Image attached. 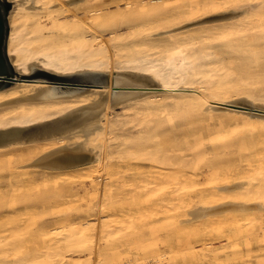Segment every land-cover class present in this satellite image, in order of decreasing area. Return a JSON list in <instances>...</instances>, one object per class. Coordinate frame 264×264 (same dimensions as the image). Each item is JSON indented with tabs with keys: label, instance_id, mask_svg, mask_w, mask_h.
I'll list each match as a JSON object with an SVG mask.
<instances>
[{
	"label": "bare ground",
	"instance_id": "obj_1",
	"mask_svg": "<svg viewBox=\"0 0 264 264\" xmlns=\"http://www.w3.org/2000/svg\"><path fill=\"white\" fill-rule=\"evenodd\" d=\"M11 1L13 2V5L7 15V21H8L7 36H8V47H9V59L17 75L28 76L29 73L33 71L38 72V70L40 69H45L50 72H55L59 74H70L73 72L94 70V71L109 72L111 75L112 84L113 83L115 84V81L117 79H120L126 82L143 81L145 84L152 83V85L156 83L159 86L156 88H149L147 89L146 92L135 96H128L122 93L115 94L114 92L115 90L111 89V86L108 85H103L101 87H93L83 91L79 90V91L67 93L66 91L63 90L57 91L46 80L18 79L14 81L13 85H10V87H5L0 89V155L6 153L15 146H23L28 150V149H33L35 147L37 148L39 144H42L41 147L42 154L37 156L33 161V163L36 166H39L41 168L40 169L41 173H43L46 176L51 175L57 177L66 174L67 172L78 173L80 170L84 169L83 172L80 171L81 174L79 173L81 177V181L85 185H88L89 182L90 186L93 187L95 191V189H99V186L96 184V180L100 175L99 172H100L101 163L106 164L107 167L105 169L108 168V170L106 171L110 172L111 169L115 166V161L117 162V160L123 157L124 154L129 153V151L130 153L133 152V154L134 151L138 152L135 149L134 151H131L134 147L142 144L144 141H148L150 139L157 137L159 134H160L159 137H161L163 132L160 133L159 130L160 127H164V126H158V124L160 123H154V120L150 121L152 120V118H149L151 115H157V114L159 115V113H166V114L168 113L170 120H173L174 114L172 109L177 108V111H179V107H180L182 112L184 110L187 112L190 111V113L197 112L199 113L200 116L214 115L216 117L220 116L219 118L225 116L243 118L248 122L258 124L259 128H261V132L264 134V89L261 85L264 84L262 83L264 82V77L261 76L260 78L258 76H255L252 78V80H254V78L257 77V80L254 81H259L258 78L261 79L262 82L261 83L260 81L257 82L258 85L256 84L251 85L252 83L248 81L241 83L236 82L234 84H231L229 82L230 81L229 77H231V75L235 71L246 70V69L249 71L252 67L264 66L263 63L264 60L262 61V58L264 57V0H248L244 3H240L235 6H232L231 4L224 6L222 3L223 1L221 0H207L200 2L195 7H188L187 10L183 12L179 11V9L176 10V12L171 10L170 12H168V10H166L165 8L171 5V2L169 3V0H127L124 2V6H125L124 8H126L125 9L126 11L123 9L124 12H121V14L123 13L122 15H124V13H127L126 15H128L129 18H133V16L131 17V13H134L137 16L138 14L140 16V13H142L145 14L149 19L146 22L144 21L145 23L142 21L143 23L139 22V24H135L134 26H131L128 23L132 28L127 29L128 31L126 32H123L118 29L112 30L111 27L121 25V23H119V21L117 20V18L119 19L121 14H118L119 17H116L118 16L117 14H115L116 15L115 17L112 14L113 18L110 19L115 18L116 20H114L113 22L117 23L118 21L119 24L117 23L118 25L117 24L113 25V23H111L113 26L110 27L111 25L109 24L110 19L106 17L105 20L106 21L107 19L109 20L106 23L109 24V28H111V31L108 33L102 31L103 28L102 30L100 29L101 23H103L101 21L102 19L104 20V18H101L102 17L101 14L97 16L95 15L96 17L93 15L94 13L92 14L96 20V22L94 21L95 25L89 22L90 21L89 18L85 19L89 23H87L85 20L80 18H77L74 21V23L73 22L71 23L72 19L71 21H69L65 17L64 19L68 20L67 23L65 22L66 20L60 21V15L62 14L67 15L64 13H66L68 10H72L75 6L82 7L89 0H11ZM112 1L111 2L114 3V0ZM117 3H119V1ZM117 5L120 6V4ZM102 6H104V4H102ZM77 8L79 9V7ZM87 8H89L90 10V7H86L85 9ZM91 9L94 11L93 8ZM74 10L71 11L72 14H74L75 12ZM78 13L80 14V12ZM78 13L76 15H78ZM109 13L105 14V16H109L110 15ZM128 13L130 14V16ZM87 15H89V13H87ZM126 15L124 18L126 19L125 21H128L131 24L134 23V21H132L133 19L132 20L127 19L128 17L126 18ZM155 17H158V19H155ZM68 22H70L71 25ZM103 26L107 27L104 24ZM140 69H146L148 71L145 73ZM255 71L257 70L255 69ZM256 73H258V71ZM249 76L252 77L251 75ZM248 85H250V88L248 87ZM257 87H262V88L260 89L258 88L260 90L258 91ZM169 99L172 100L169 101ZM175 99L178 101H173ZM239 105H243L244 107L246 106L248 108L246 109L239 108L240 107ZM119 107L121 108V110H117V108ZM78 112H81L82 115L72 117L65 122H57L61 119L71 117ZM165 119L166 121H168L167 118ZM191 119L196 120L198 118L196 119L190 118L189 125H191V122H193ZM161 120L165 121L164 119ZM48 122H55V123L38 129L39 128L38 126ZM150 122H153V124H157V125L152 126ZM29 130L32 131L29 132ZM199 130L201 131V129ZM188 131H190L189 128ZM192 136L195 137L196 140L192 139L193 144L185 148L186 149L184 150L185 157H188V155H194L196 158L203 157V160L207 158L205 161L203 160L201 161V159L199 158H197V160L195 159L196 160V163H194L195 165L196 164H198L199 166H201V164L207 165L208 163H205L208 161V157H209L207 153H210V155L212 154L215 156L221 154L226 155L228 153V146L221 145L217 147L211 146V148L207 147L208 144L206 145L207 141L205 140L208 139L204 133L203 134L199 133L197 136L194 135ZM192 136L187 135L186 137L192 138ZM156 141H159V139H156ZM156 141H154L153 144H155ZM153 144L151 143L149 148H151V145ZM146 147L147 146H145L144 149ZM150 151L151 149L147 151H143L145 152L144 153L145 156L143 155V157L157 156L153 154L152 151L151 152ZM135 155L136 154H134V156ZM168 155L166 154L165 157H170ZM135 157L137 158V156ZM143 157L141 156L142 159H144ZM192 157H191V161L190 160L188 161L187 158L183 157V159L180 160V163L186 160L188 163L184 162L183 164L180 165L185 166L188 164L187 166L192 167L193 165L192 161H194L192 160ZM127 158L125 159L122 158L121 160H128L129 158L128 159ZM173 158L176 161V158L174 156ZM142 159L141 161H144ZM159 159L161 158H157V159L146 158L145 160L151 161V160H159ZM198 159L201 163L197 162ZM165 160H168V158H165L164 161ZM170 160L172 161L173 159ZM160 161L159 162L163 165L164 161L162 159ZM230 161H228V163H230ZM213 162L212 163L209 162L210 164L208 166L205 165L206 167L204 166L205 168L208 169V171L207 173H205V171L203 173L207 174L206 176L208 178L204 177L205 174L203 175V178L205 179L207 178V180L208 179L211 180L214 189H216L214 194L213 193L211 194H213L215 197L219 196V193L222 190L224 191L225 190L228 191L230 189L232 190L247 183V181L243 179L244 176L242 175L235 176L237 172L235 175H232V173L230 174V171L227 170H231L233 167L228 168L226 165H224L226 163L225 161L222 162L224 163L222 165V168L223 166L224 167L226 166L227 167V170H225L226 172H221L222 168L221 166H219L221 164H217V162L216 163ZM127 163L129 164L131 162H127ZM239 163H244V161ZM171 164L173 165L174 161H172ZM140 165H138L137 167L143 166ZM233 165L234 164L230 166ZM238 167H240V165H238ZM238 167L236 169H238ZM179 168H183V167L180 166ZM193 168L195 167H192L191 169ZM136 169H134V171H136ZM196 169L199 170L200 168L196 167ZM40 170L38 171L40 172ZM173 170L171 174H173ZM242 170L243 169H241L240 171ZM112 171H115V169ZM209 171L211 174H213V176H209ZM130 173L132 174V172ZM146 173H148V171ZM192 173H190V175ZM200 173L202 172H198L197 174ZM260 173L262 175V180H261L263 184L262 186L264 187V166L262 167V171ZM43 174L42 176H44ZM124 174L122 173L121 175ZM144 174L145 172L142 175H140V177L146 178L147 174L145 175ZM165 174L168 175V173ZM160 175L162 174L160 173ZM175 175L176 174H174V176ZM183 175L181 177L184 179ZM200 175L192 174V178L193 176L200 177ZM152 176L154 177L152 179H155L156 175L155 176L152 175ZM152 176L147 175V178ZM187 177L189 178V176ZM129 178L131 179V176H129ZM144 178L142 179L136 178V179L137 181L138 180L142 181ZM157 178L160 177L157 176ZM170 178H172V176ZM182 178H180V180ZM203 178L202 181L200 182H203L204 185L203 190H205L207 189L205 188L207 186H205L204 182L206 181H204L205 179ZM197 179L198 177L194 179V181ZM16 181L18 183L21 180L18 179ZM146 181L148 180L146 179ZM149 181L151 180L149 179ZM156 181L160 182L161 180L156 179ZM175 181L177 180L175 179ZM185 181H183V183ZM126 183L130 184L131 182L127 181ZM143 183L144 185H146L145 182ZM153 183L150 182V185H152ZM160 183H165V181ZM183 183H179V184L182 185ZM188 184L189 183L186 184L187 186H183V185L182 186L177 185V186L183 188L186 187L184 189H187V187L190 186ZM140 185H142V183ZM197 185L201 186L202 184H197ZM108 186L109 184L107 185V187ZM179 187H175V188L182 189ZM149 190L151 191V189ZM144 191L142 190L143 193ZM198 191H200L199 188ZM95 194H91V195L95 196ZM195 195L200 196L199 193ZM152 196L156 197L155 195L151 194L150 200L153 199ZM210 196L209 197L206 196V197L208 199L214 197V196L213 197ZM259 197L261 198V201H250L246 199V201L226 200L225 202H217L216 199H213V202L211 201L212 202L211 203L209 201L211 199L209 200L205 199V203H207L208 206L203 203L204 206L201 205V207L199 208L196 207L197 209L194 208L192 213L191 211L190 212L188 211V213H191L190 215H193L195 218H197L196 221L199 222L196 221L194 222L197 224L199 223L202 226V228H199L201 230H199L198 232H194V234L193 233L184 234V232L179 234L180 232H178L179 235L176 236L177 232L174 233L176 234L175 236L179 238V240H176L175 239L176 237L174 238L173 233H170L172 236L169 237H173L176 240V242L179 241L178 248L183 254V255L180 254V256L182 255L181 257L178 254H176L175 258L183 257L181 264H192V261L194 259H196L195 261H197V259H200L202 255L203 256L205 255L206 258L207 256L208 257L210 256L211 260L217 261V259H219L217 255L219 254L220 249L225 250L227 252L228 249L232 248V250H229L228 254L226 255L228 256L226 260H230L229 263L227 264H244L245 261L248 260V258H252L254 252L258 251V250H238L243 248L247 244V239H246L247 236H245V234H242L239 231V227L246 220L245 216L247 214H254L256 220L258 221L255 224L256 225L255 230L257 234H255L254 231L252 230V232L255 235L250 237V239L258 240L261 243L264 242V194ZM201 198L202 197H200L199 199ZM243 198H247V197H243ZM153 200L155 201L156 199ZM111 201L105 204L111 205L110 203ZM104 202L105 201H103L102 203ZM144 203H146V201H144L143 204ZM151 203L152 202L146 203L145 205L148 206L147 204L150 205ZM186 203L189 204L188 202ZM198 203H201V201H198ZM141 204L140 205L138 204L139 206L138 205L137 206L140 208ZM179 205H180L179 207L181 208L183 207L184 204L182 205L179 204ZM102 206L104 207V204ZM102 206H101V213L104 212L107 214L108 211L106 212V210L109 208L105 209L104 207L103 209ZM148 208L151 207L148 206ZM88 212H90V210ZM91 212L93 213L94 211ZM188 213L187 214L184 213V214L188 216L189 215ZM182 214L181 217L185 218L186 216L184 217L183 216L184 214L183 215ZM144 215L147 214L146 213L142 214L141 211V216ZM213 216H218V217H213ZM179 220H181V218ZM191 220H195V219H190L188 220L190 221L189 223L186 222L185 223L191 225L190 224ZM180 222L183 223L182 221ZM180 226L182 225H178L177 227ZM81 229L83 228L81 227ZM80 231L82 230H79V232ZM189 232L191 233V231ZM101 234L104 233H102L101 231ZM95 238L96 237L93 238L92 233L91 235H88V237L85 235V233L84 235H82V239L85 245H89L88 247H91V250H88V253L94 252L93 241L95 240ZM142 238L140 240L138 238V241H141ZM208 238L223 240L224 243L222 242L220 246L217 245L211 246L208 245L206 241ZM146 240L148 241V239ZM210 241L212 242L214 240H210ZM146 242L144 244H142V242H139L138 244L135 241V244H137V246L142 244L144 250V248L147 249L146 247L151 246ZM169 242L171 241L169 240ZM176 242L174 243V245L177 244ZM77 244H81V243L78 242ZM77 244L76 246H78ZM95 245L100 246L97 243ZM171 246L169 247L172 248ZM138 247L141 248L140 246ZM138 247L136 251H138ZM79 249L80 248H75V250H79ZM83 250L80 249L79 253L81 254ZM103 250H104V246H103ZM109 251H111L112 253V250ZM174 251L180 252L173 250V252ZM107 252L108 251L103 253L105 254ZM146 252L147 251L142 252L143 254L142 253L141 254L144 257H146V254L149 255L150 253V252L148 253ZM99 253H102V251L101 252L99 251ZM138 253L139 251L137 252V254ZM18 254H21V252ZM76 254L78 253H75V255ZM133 254L131 253V255ZM137 254H135V256L139 257L140 255L138 254L139 255L138 256ZM260 254L263 255L264 253L260 252ZM60 255L61 254H58V256ZM170 255H173V253L171 252ZM256 255H258V253H256L255 256ZM98 256H100V254L99 255L97 254L96 258ZM93 257L91 258V260L93 259ZM110 257H108V259H110ZM129 257L130 255H128V257L126 258L128 259ZM141 257L139 258L141 259ZM53 258H55L53 259L54 261L58 260V258L56 259V257ZM112 258L114 259V257ZM124 258L125 256L123 257V259L121 258V256H119V258L117 259L119 260L122 259L126 261ZM175 258L173 259L175 260ZM221 258L224 259V255L223 257L221 256ZM53 260L51 261V264ZM68 260L71 259L68 258ZM72 260L73 262L70 261L72 262L71 264H75L74 263L76 262L75 260L79 261V259H72ZM83 260H85L86 262L85 261L84 262L87 264L88 259H83ZM134 260L135 259H133L132 261ZM142 260H139L137 262L135 261L133 263L138 264L139 262H143ZM171 260L170 262L175 264V261L174 260L171 261ZM39 261L40 259L38 260L36 259L35 262L39 264L38 263ZM94 261L100 262L99 264H106L102 260V256H101V260L98 261L97 258V260ZM128 261L127 263L129 264L131 261L130 262ZM249 261L251 260L249 259L248 262ZM41 262L42 263L40 264H44L42 260ZM84 262L81 263L80 261V264H85ZM92 262L93 260L91 262L88 261L89 264ZM256 262L258 263V261ZM111 263L112 262H110V264ZM112 264H119V261L117 263L116 262L114 263L113 261ZM143 264H145V262H143ZM248 264H252V263L250 262Z\"/></svg>",
	"mask_w": 264,
	"mask_h": 264
},
{
	"label": "rangeland",
	"instance_id": "obj_2",
	"mask_svg": "<svg viewBox=\"0 0 264 264\" xmlns=\"http://www.w3.org/2000/svg\"><path fill=\"white\" fill-rule=\"evenodd\" d=\"M7 1H9L11 4V7L9 6L10 7L9 11H10L12 8L13 2L11 0H7ZM111 1L112 0H107V1L106 0H89L82 7L81 6H75L72 9V10L75 9L74 14H72V12H71L72 10H68L67 11L68 13L67 12L64 13L67 15H63V14L60 15V21H63L66 19L71 21V19H72L71 23L72 22L74 23V21L77 18H80L83 20H85L86 18H89V20H90L89 22H91V24H94V21L96 22L95 17L97 15L101 14V16H102L101 18H104V20L102 19V21H101L103 23H101L100 29L102 30V28H103L102 31L108 33L111 31V28H112V30L118 29L120 31L126 32V31H128L127 29L132 28V27H130V25L134 26L135 24H139V22L143 23L144 21L146 22L149 19L145 14H142V13H140V16H139V14L137 16L136 14L131 13V17L133 16V18H129L128 15H126L127 13H124V15H122L123 13L121 14V12H124V10L126 9V8H124L125 7L124 2L127 0H114V3H112L113 1L112 2ZM116 1L117 2L119 1V3H117ZM203 1H207V0H169V3L171 2V5H169V7H166V8L164 7V8L166 10H168V12H170V10L176 12V10H178V9H179V11L183 12V11H186L188 7H195L197 4H199L200 2H203ZM221 1H223L222 3L224 6L229 5V4H231L232 6H235V5H238L240 3H244L248 0H221ZM96 3H98V4H96ZM3 4L6 8H9L6 1H4ZM102 4H104V6H102ZM117 4H120V6ZM99 5H101V6H99ZM93 6H95L96 8ZM77 7H79L80 10ZM86 7H90V10H89V8L85 9ZM100 7H102V8H100ZM91 8H93L94 11ZM118 9H119V11H118ZM95 10H97V11H95ZM77 11L80 12V14ZM76 12L78 13L79 16L76 15L77 14ZM81 12H84V13H81ZM101 12H103V13H101ZM87 13H89V15H87ZM107 13H109L110 14L109 16H111V17L105 16V14H107ZM135 13H138V12H135ZM92 14L94 16L95 15L96 16L94 17ZM112 14L114 15V17L116 16L115 14H117V15L121 14L120 17H119V15L116 16V17H119V19L117 18V20L119 21V23H121V25H118L119 24L118 21H117L118 24L113 22L114 20H116L115 18L110 19V18H113ZM132 14H134V15H132ZM84 15H86V16H84ZM125 15H126V18L128 17L127 19H130V20L133 19L132 21H134V23L131 24L130 22L125 21L126 20V19H124ZM129 16H130V14H129ZM173 16H174V14H173ZM64 17L66 19H64ZM106 17H108L110 19V21L108 19L106 21L105 20ZM155 19H158V17H155ZM68 20H66L65 22L67 23ZM120 20H123V21H120ZM108 21H109V24L113 23V25L117 24L118 26H113L111 24L110 27L111 26H113V27L109 28V24L106 23ZM89 22H87V23H89ZM125 22H126V24H125ZM68 23L71 25L70 22H68ZM103 24L106 25L107 27L103 26ZM104 28H107V29H104ZM105 30H107V31H105ZM263 58H262V61L264 60ZM263 63H264V61H263ZM255 69L258 71V73H256L257 71H255ZM140 70L144 71L145 73L148 71L146 69H140ZM249 71L247 69L235 71L231 75V77H229V80H230L229 82L231 84H234L236 82L241 83V82L248 81V82L252 83L251 85H253V84L258 85L257 82H259V81H260V83L262 82L260 78H261V76L264 77V66H258V67L255 66V67H252ZM36 73L37 72L33 71L29 74L31 76V75L36 74ZM255 74H257V75H255ZM249 75H251L252 77H250ZM255 76L260 77V78H258L259 81H254V80H257V77L254 78V80H252V78ZM39 78H43V76H40ZM13 83L14 82H8V83H6V86L1 87V88L10 87V85H13ZM262 83H264V82H262ZM115 84L119 85V87H120V89L118 91H116V90L114 91L115 94L122 93V94L128 95V96L140 95V94L146 92L147 89H149V88H156L159 86L156 83L152 85V83H146L145 84L143 81H127L126 82V81H123L120 79H117L115 81ZM261 85L264 89V84H261ZM248 87L250 88V85H248ZM251 87H253V86H251ZM262 87H257V90L260 91L259 89ZM54 88L57 91H59L58 88H56V87H54ZM63 91L70 93V92H75L78 90L77 89L63 88ZM177 99H179V98H177ZM171 100L169 99V101H171ZM173 101H178V100L175 99ZM239 106H240L239 108H243V109L248 108L246 106L244 107L243 105H239ZM117 110H121V108L119 107V108H117ZM172 110H173V114H174L173 120H170L168 113L167 114L166 113H159V115L158 114L157 115H151L149 117V118H152V120H150V121L154 120V123H160V124H158V126H164V127H160V130H162V128H163L162 131L159 130L160 133L161 132H163V133H162L161 137H159L160 134L157 137H155L156 139H159V141H156V139L153 138L155 140L150 139V140L144 141L142 144L134 147L131 151H134V149L138 151V152L134 151V154H136L135 156H137V158L134 156L133 152L130 153V151H129V153L124 154L125 157L123 156L119 160H117V162L115 161L116 167L114 166L115 168L113 167L110 172L106 171V170H108V168L105 169L107 167L106 164H104V163L100 164V172H99L100 175L98 176V179L96 180V184L99 186V189H95V191H94V188L90 186L89 182H88V185H85L84 183H82L81 177H80V174H81L80 171L83 172L84 169L80 170L78 173L67 172L66 174H63V175L57 176V177L51 176V175L46 176L43 173H41V170H40L41 168L39 166H36L33 163V161L37 156L42 154V152H41L42 144H39L41 146L38 145L37 148L35 147L33 149H28V150L23 146H15V147L11 148L9 151H7L6 153L0 155V264H17V263H20V264H37V262H35L36 259L37 260L40 259V261L38 262L39 264L42 263L41 260L43 261L44 264H51V261L53 259H55L53 257H56V259L58 258V260H55V261L53 260L52 264L53 263L57 264V263H59V261H60L59 264H66V263L71 264L73 262L72 259H79V261L75 260L76 261V262H74L75 264H80V261H81V263L84 262L85 260H83V259H88L89 262H91L93 260V262L90 264H96V263L99 264L100 262H96L94 260H97V258H98V261L101 260V256H102V260L106 264L107 263L110 264V262L113 263V261H114V263L115 262L117 263L119 261V264H125V263H127L128 260H129L128 262L131 261L129 264H135L133 262H135L137 259L142 260V258H143L142 261L145 262V264H171L172 262H170V260L175 258L176 254H178L179 256H180V254H182L180 249L178 248L179 241L176 242V240H179V238H177L176 236H178L179 234H181L183 232H184V234L185 233H189V234L193 233L194 234V232H198L199 230H201L199 228H202V226L199 223L197 224L194 222L197 220V218H195L193 215H190V214L193 212L194 208H196V207L199 208V207H201V205L204 206L203 203L208 206V204L205 203V199H208L206 196H208V197L210 195H211L210 197L214 196L213 194L216 191V189H214V186L212 185L211 180L210 179L207 180L208 177L206 176L207 174H205L208 171V169L205 167L208 166L210 163H212L214 160H215L214 161L215 163L217 162V164H221V165H219V166H221V168H222V165L224 164L222 162H224V161L226 162L224 165H226L228 168L233 167L231 170H227V167L223 166L222 169L220 168L222 170L221 172H226L225 170H227V171H230V174L232 173V175H235L237 172V174L235 176H237V175L244 176L243 179L246 180L247 183L245 185H241L240 187L232 189V190L230 189L228 191L227 190H225V191L222 190L221 192L219 191L220 192L219 196H216V197L214 196L215 198L214 197L209 198L211 200L208 199L210 202L211 201L213 202V199H216L217 202H225L226 200L227 201H246V199H248L250 201H261V198L259 196L264 194V187L262 186L263 184L261 182L262 175L260 173L262 171V167L264 166V134L261 132V128H259V125L256 123L248 122V121L244 120L243 118H238V117L225 116V117L219 118L220 116L216 117L214 115L213 116H208V115L207 116H205V115L200 116L199 113H197V112L196 113H190V111L187 112L185 110L182 112L180 107H179V111H177V108H174ZM79 115H82V113L78 112L71 117L61 119L57 122H65L68 119L75 117V116H79ZM185 115H187V116H185ZM162 116H164V117H162ZM158 117H160V118H158ZM195 117L198 119H196ZM157 118H158V120H157ZM165 118H167V120L169 122L166 121ZM178 118H180V119H178ZM190 118L196 119V120L191 119L193 121V122H191V125H189L190 124V122H189ZM161 119H164L165 121H162ZM55 122H48V123L41 124L40 126H38L39 127L38 129H40L41 127L47 126V125H51ZM164 122L165 123L168 122V123L165 124ZM150 123L152 124V126L157 125V124H153V122H150ZM163 123H164V125H163ZM35 126H37V125H35ZM29 127H31V126H29ZM188 128L191 132L188 131ZM199 129H201V131ZM196 130H198L199 132ZM30 131H32V130H29V132ZM33 131H35V130H33ZM197 133L198 134L204 133L207 136L208 140H205V141H207L206 145L208 144L207 147L211 148V146L217 147V146H221V145L228 146V153L226 155L221 154V155H216V156L212 155V154L210 155V153H207L209 155V157L206 156V157H208V161L205 163H208V164L207 165L201 164V166L203 165L202 167L199 166L198 164L195 165L194 163H196V160L199 157L196 158L194 155H188V157H185L184 150H186L185 149L186 147L193 144L192 139H195V137H193L192 135L197 136L198 135ZM186 134L189 136H192V138H190V137L187 138ZM20 137H22V136H20ZM149 141H151V142H149ZM154 141H156L157 143L155 142V144H153ZM151 143L153 145H151V148H149ZM146 144H149V145H146ZM145 146H147V147L144 149ZM150 149H151L152 153L157 155V156L156 157H143V155L145 156V154H144L145 152H143V151H147ZM141 152H143V153H141ZM166 154L167 155L169 154L168 156H170V157H165ZM207 154H205V155H207ZM181 155H182V157H181ZM141 156L144 159H142ZM146 156H148V155H146ZM173 156L176 158V161L173 158ZM199 156H201V155H199ZM138 157H140L144 161H141V159ZM180 157H181V159H180ZM183 157L187 158L188 161L189 160L191 161V157H192V160L195 161V162L192 161L193 162L192 167H195V168L191 169L192 167L187 166L188 165L187 160L182 161L180 163V160H182ZM122 158L123 159L127 158L128 160H121ZM146 158L147 159L148 158H151V159L152 158H154V159L161 158L163 161L165 158H168V160H165L163 165H162L160 163L161 159L150 161V160H145ZM170 159H173L172 160V161H174L173 165L171 164L172 161ZM199 159H201V161H202L203 157H201ZM199 159L197 162L201 163L199 161ZM137 160H139V161H137ZM205 160H203V161H205ZM234 160H235V162H234ZM228 161H230V163H228ZM243 161H244V163H239V162H243ZM127 162H131V163L128 164ZM184 162H187L186 163L187 165H185V166L180 165V164H183ZM140 163H141V165H140ZM232 164H234V165L230 166ZM138 165H140V166L143 165V166L137 167ZM238 165H240V167H238ZM121 166H123V167H121ZM144 166H145V168H144ZM180 166L183 168H179ZM126 167L129 169H127ZM196 167L200 168L201 170L199 169L200 170L199 171L198 169H196ZM237 167H238V169H236ZM116 168H119V169H116ZM136 168L140 169V170H137ZM114 169H115V171H112ZM134 169H136V171H134ZM194 169L198 170V171H195ZM241 169H243L245 171H243V170L240 171ZM38 170H40V172ZM145 170H147L148 173H146L147 171H145ZM172 170H173V174H171ZM238 170H239V172H238ZM158 171H160V172H158ZM204 171H205V173H203ZM130 172H132V174ZM144 172H145V174H147L149 176H152V175L155 176L156 175L155 179H152V178H154L153 176L147 178V175H146V178L140 177V175H142ZM151 172H154V173H151ZM189 172L190 173L193 172L192 173L193 175H200V174H202V175H200V177L199 176H193V178H192V174L190 175ZM198 172H202V173L197 174ZM122 173L123 174L127 173V174L121 175ZM139 173H141V174H139ZM160 173L162 175H160ZM165 173H168L169 176ZM245 173H247V174H245ZM42 174L44 176H42ZM133 174H135L136 177ZM174 174H176L175 176H177V177H175ZM204 174H205L204 177H207L206 179L203 178ZM182 175H183L184 179L181 177ZM186 175L189 176L191 182L193 181L192 183L190 182L189 178ZM129 176H131V179L129 178ZM157 176H159L160 178H157ZM171 176H172V178H170ZM209 176H213V174H211L210 171H209ZM173 177H175V178H173ZM197 177H198V179L194 181V179H196ZM136 178L137 179L144 178V179L142 181L138 180L139 181L138 182ZM180 178L183 179V180L181 179L182 182H181ZM202 178L205 179L204 181H206V182H204L205 186H207V187H205V188H207L205 190H203L204 189L203 182H200V181H202ZM209 178H211V177H209ZM18 179H20L21 181L17 183L16 180H18ZM146 179L148 181H146ZM149 179L151 181H149ZM156 179L161 180L160 182L165 181V183L157 182L158 180L156 181ZM175 179L177 181H175ZM185 179H186V181H185ZM209 180L211 183L209 182ZM127 181H129L131 183L127 184L126 183ZM153 181H154V183H153ZM183 181H185V182L183 183ZM143 182H145V184L146 185L148 184V185L147 186L144 185ZM150 182L153 184L150 185ZM186 182L189 183L188 185H190L187 187V189H184L186 187H184V188L179 187L181 185L179 183H183L182 184L183 186H187ZM141 183L143 186H146V187H143L142 185H140ZM176 183L179 186H177ZM108 184H109V186H108L109 189L107 187ZM171 184L173 185V187ZM197 184H202V185L199 186ZM154 185H156V186H154ZM191 185H192V187H191ZM195 185H197V186H195ZM158 186H160V187L162 186L163 188L161 187V190H160V187H158ZM103 187H104L105 191L103 190ZM147 187H149V188H147ZM156 187H158V188H156ZM175 187H179L182 189H178ZM189 187H191L192 189ZM208 187H209V189H208ZM9 188L11 189V191ZM140 188H142V189H140ZM164 188H166V189H164ZM198 188L200 191H198ZM149 189H151V191ZM142 190L143 191L145 190L144 193L142 192ZM206 190H208V191H206ZM212 190H213V192H212ZM160 191H161V193H160ZM105 192H107L109 194H107ZM198 193L200 194V196L195 195ZM211 193H213V194H211ZM91 194H95V196L91 195ZM106 194H107V196H106ZM151 194L156 196V197L152 196L153 199H156L155 201L153 199H152L153 201L150 200ZM207 194H210V195H207ZM89 196H91V197H89ZM110 196H112V197H110ZM195 196H197V197H195ZM94 197H96V198H94ZM140 197H142V198L144 197L145 199L144 198L142 199ZM200 197H202V198L199 199ZM243 197H247V198H243ZM95 199H97V200H95ZM106 200H107V202H106ZM202 200H204V201H202ZM208 200H206V201H208ZM99 201H100V203H99ZM103 201H105V202L102 203ZM109 201H111L110 202L111 205L105 204V203H109ZM137 201H138V203H137ZM139 201H140V203H139ZM142 201L143 202L146 201V203L152 202L150 205L147 204L151 208H148V206L145 205L146 203L143 204ZM198 201H201V203H198ZM154 202H155V204H154ZM186 202H188L189 204H187ZM141 203L143 204V207L145 205L146 208L145 207L143 208ZM103 204H104L105 209L109 208L106 210V212L108 211L107 214L104 212L101 213V206ZM138 204L139 205L141 204L140 208L138 207L139 206ZM167 204H169V205H167ZM179 204H181V205L184 204L183 205L184 208L181 207V208H183V209H181L179 207L180 206ZM106 206H109V207H106ZM168 206H170V207H168ZM104 207L102 206L103 209H104ZM141 207L143 210L141 209ZM89 210H90V212H88ZM91 211H94V212L92 213ZM141 211H142V214L146 213L147 215L141 216ZM188 211L189 212L191 211V213H188ZM97 212H98V214H97ZM147 212H149V213H147ZM180 213L181 214L182 213L183 214L188 213L190 216L189 215L186 216V214H184V215L182 214L184 217L186 216L185 218H183V217H181ZM191 216H192V218H191ZM84 217L85 218L87 217V218L85 219ZM213 217H218V216H213ZM245 217H246V220L239 227V231L242 234H245V236H247V238H246L247 244L243 248L238 249V250H258L257 252L253 253L254 255L252 256V258H248V260L250 259L251 261L248 262V260H246L245 263L248 264L251 262L252 264H264V260H263L264 254L263 255L260 254V252L264 253V252H262V251H264V245H263L264 242L261 243L258 240H254V239L251 240L250 239V237L257 234L256 230H255V227H256L255 224L258 221L256 220V217L254 214H247ZM180 218H181V220H179ZM189 218L195 219V220H191V223H190L191 225L186 224V223L190 222V221H188V220H190ZM182 219H184L186 221H184ZM198 219H200V218H198ZM180 221H182L183 223H181ZM81 222H82V224H81ZM89 222H91V223H89ZM196 222H199V221H196ZM192 223H195V224H192ZM87 224H89L90 226ZM178 225H182V226L177 227ZM186 225H188V226H186ZM78 226H80V227H78ZM81 227L83 229H81ZM79 230H82V231L79 232ZM252 230L254 231L255 234L252 232ZM89 231H90V234H89ZM101 231L104 234H101ZM189 231H191V233ZM178 232H180V233L178 234ZM84 233L87 237H88V235H91V233L93 235V238L96 237L95 240L93 239L94 240L93 241V249H94L93 253L94 254L90 253V252L88 253V250H91V247H88L89 245H85V243L82 239V235H84ZM170 233H173L174 238L176 237L175 238L176 240L173 237H169V236H172ZM174 233H176L177 235ZM106 236H107V238H106ZM139 236L141 238L144 237L145 239L142 238L141 241H138V238H139V240L141 239ZM78 238H80V239H78ZM105 239H107L108 241ZM134 239L138 244H139V242H142V244H144L147 241L146 239H148V241L146 243L150 244L151 246L150 247L148 246L149 248L146 247L147 249L144 248V250L147 251L146 253L150 252L149 255L146 254L147 258L142 255L143 254L142 252H145L143 250V245L142 244L138 245L141 247V248H139L137 246V244H135ZM100 240H101V242H100ZM103 240H105V241H103ZM169 240L173 244L171 242H169ZM210 240H214L215 242L212 241L213 242V244H212V242ZM109 241H111V242H109ZM166 241H168V242H166ZM206 241H207L208 245H211V246L212 245L213 246H216V245L220 246L222 242L224 243L223 240H216L213 238H211V239L208 238ZM209 241H210V243H209ZM76 242L77 243L80 242L81 244H77ZM104 242L108 245H106ZM164 242L167 243V246H166V243H164ZM175 242L177 244L174 245ZM96 243L99 244L101 246V248L98 245L96 246L95 245ZM76 244L78 246H76ZM153 245H155V246H153ZM103 246H104V250H103ZM145 246H147V245H145ZM169 246H171L172 248H170ZM137 247H138V251H139L138 254L140 256L137 254V252H138V251H136ZM75 248H80L81 250L84 249L83 250L84 253L81 252V254H82L81 255L79 253L80 249L75 250ZM72 250H75V251H72ZM98 250L100 252L102 251V253L106 252V251H108V252L105 254L104 253L102 254V253H99ZM109 250H112V253H114V254H112L111 251H109ZM127 250H130V251H127ZM170 250L174 256L170 255V253H171ZM173 250L180 251V252H175V251L173 252ZM229 250H232V248L228 249L227 252L225 250L220 249L219 254L217 255L219 258V259H217L218 262L216 260H211L210 256L209 257L207 256V258H206L205 255L204 256L202 255L200 257V259H197V261H195L196 259H194L192 261V264H195V263L196 264H203V263L204 264H210V263L211 264H215V263L216 264H221V263L227 264L230 261V260H226V258H228V256H226V255L228 254ZM19 251L21 252V254H18V253H20ZM56 251H58V252H56ZM131 251H133V252H131ZM75 253H78V254L75 255ZM131 253L132 254L134 253V254L131 255ZM256 253H258V255H256V256H259V255L260 256L256 257L255 256ZM58 254H61V255L58 256ZM68 254H70V255H68ZM97 254L98 255L100 254V256H98L96 258ZM135 254H137L139 257H141V256H143V257H141V259H140L139 257H136ZM9 255L12 257H10ZM128 255H130L131 258L129 257L127 259L126 257H128ZM223 255H224V259L221 258V256L223 257ZM261 255H262V257H261ZM88 256H90V257H88ZM110 256L114 257V259ZM119 256H121L122 259L125 256L124 259L126 261L120 259L121 260V263H120V260L117 259V258H119ZM169 256L170 257L173 256V257L170 258ZM179 256H177V257H179ZM14 257H16V258H14ZM92 257H93V259L91 260ZM108 257H110V259H108ZM68 258H70L71 260H68ZM182 258H175V260L174 259L173 260L175 261V264H181ZM201 258H203V259H201ZM49 259H51V260H49ZM133 259H135V260L132 261ZM139 260H137V261H139ZM173 260H171V261H173ZM222 260H224V261H222ZM70 261H72V262H70ZM88 261H87V264H89ZM256 261H258V263ZM143 262H139L138 264H143ZM199 262H202V263H199Z\"/></svg>",
	"mask_w": 264,
	"mask_h": 264
},
{
	"label": "water",
	"instance_id": "obj_3",
	"mask_svg": "<svg viewBox=\"0 0 264 264\" xmlns=\"http://www.w3.org/2000/svg\"><path fill=\"white\" fill-rule=\"evenodd\" d=\"M4 1L8 4V7H11L9 1L0 0V88L6 86V83L14 82L18 79H42L59 90L67 88L83 91L103 85L111 86V89L116 91L120 89L119 85L112 84L111 75L106 71L87 70L70 74H59L40 69L36 74L31 76L30 74L28 76L17 75L9 59L7 15L10 7L6 8L3 4ZM40 76H43V78H39Z\"/></svg>",
	"mask_w": 264,
	"mask_h": 264
}]
</instances>
